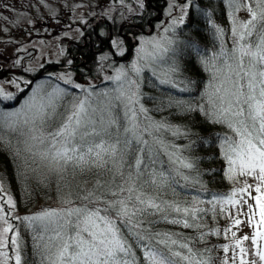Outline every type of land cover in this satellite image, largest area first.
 I'll return each instance as SVG.
<instances>
[{
  "label": "snow or ice",
  "instance_id": "1",
  "mask_svg": "<svg viewBox=\"0 0 264 264\" xmlns=\"http://www.w3.org/2000/svg\"><path fill=\"white\" fill-rule=\"evenodd\" d=\"M228 2L234 10L231 14V49L223 41L224 30L211 21L214 35L220 40L218 52L209 56L194 42L185 44V49L198 57L199 63L211 73L208 89L202 94L206 103L194 105L177 101V105H186L185 111L204 113L213 124L227 126L231 135L226 133L218 139L228 163L229 178L253 177L257 195L252 196L253 185L245 181L227 198L213 197V201L238 206L242 200L235 197L247 194L259 210L258 224L264 225V0ZM190 4L191 0H186L181 9L182 15L172 20L170 29L173 32L185 23ZM242 7L249 13V18L238 23L234 12ZM168 31L165 29V32ZM151 43L152 51L146 54L148 59L160 60L171 53L172 62L165 73L166 78L159 82L177 87L172 77L181 72L179 58L183 50L173 47L176 41L170 38ZM133 71L139 74L142 68L134 64ZM107 79L117 82V87L111 91L88 92L66 116L56 111L57 103L64 94V90L58 87L46 92L41 86L21 109L0 111V140H6L5 129L8 133L18 134L24 138L25 150L33 162L39 161L55 171L63 172L69 166L80 170L106 168L111 163L123 178L122 170L129 150L136 154L134 163L127 165L128 174L124 183L117 185L113 182L100 195L89 192L79 198L81 203L78 205L69 200L68 207L43 210L22 218L36 233L34 239L40 264H212L211 258L205 257L208 250L202 252L197 249L193 240L144 227L146 223H151L145 219L148 215L162 213V218L168 220L165 213L170 212L179 217L171 219L170 223L183 224L185 228H202L197 221L205 209L163 201L151 191L178 183L176 177L187 181L189 177L184 170L195 168V162L184 155L185 149L191 145L184 149L169 145L154 133L162 130H171L173 136L189 133L179 128L173 130L170 125L153 120L148 115L149 110L141 103L140 85L128 79L123 69H117L116 75ZM66 83H71V80ZM191 84L192 81H186L180 91H189ZM75 87L82 86L76 84ZM0 98L12 100L14 94L0 89ZM117 105L124 109L123 120L114 114ZM57 122L58 126L54 127ZM145 134L152 136L151 143L144 139ZM153 143L159 145V150L167 156L170 172L155 167L161 162L155 158L158 153L153 149ZM16 154L19 155V149ZM2 187L0 185V221L6 226L0 230V264H7L8 253L2 250L9 246L15 249V264H21L19 232L7 219L15 208V202L2 192ZM97 187L103 186L98 183ZM105 194L115 199H104ZM247 206L249 223L255 226L254 206ZM241 223L240 219H234L235 225ZM9 232L13 233L11 237ZM205 235L201 232L196 239L203 240ZM232 236L235 237L236 233L232 232ZM249 239L255 247L254 254L264 264V248L258 244V240H264V231L259 228L251 238L246 235L242 240H235L240 264H256L255 260L249 262L244 259L248 250L242 242ZM222 247L225 253L229 251L228 244ZM137 249L142 252V257H137ZM235 259L234 256L233 264ZM223 264H228V261Z\"/></svg>",
  "mask_w": 264,
  "mask_h": 264
},
{
  "label": "trees",
  "instance_id": "2",
  "mask_svg": "<svg viewBox=\"0 0 264 264\" xmlns=\"http://www.w3.org/2000/svg\"><path fill=\"white\" fill-rule=\"evenodd\" d=\"M167 2L164 0H151V4L145 0L144 3L137 2L135 7L138 14L135 18L145 28L147 20L154 17L157 10L163 11ZM233 11L228 0H192L187 9L188 14L185 23L176 27L174 32L169 28L165 37L176 41L173 47L183 50L182 56L179 58L181 72L172 77L178 86L172 87L169 84L159 82L166 78L165 73L171 65V53H169L168 57L160 60L162 62L161 69L153 68L154 74L148 72L143 76V83L140 87L141 103L149 110L148 115L153 120L170 125L173 130L179 128L187 130L189 133L186 136H173L171 130H162L159 133H154V135L166 144L178 145L182 149L191 145L185 149L184 155L195 162L194 169L184 170V174L189 177L187 181L176 177L178 183H170L160 189L153 188L151 190L152 195H158L159 199L163 201L179 203L182 207L196 206L205 209V212L200 213V219L197 221L202 225L200 229L185 228L183 224L170 223L171 219L179 218L170 212L165 213L168 215V220L162 218L164 215L162 213L148 215L145 219L151 223H146L144 227L150 228L154 232L174 233L193 240L197 249L202 252L208 250L205 252V257H210L212 264H223L225 260L228 261V264H233L229 258V251L225 253L222 247L228 244L230 250L231 246L229 243L232 234L230 229L232 218L228 208L229 204L216 203L213 201V197L227 198L234 189L242 187L245 181L249 183L251 178L248 176L238 177L237 180L229 178L227 160L224 158L218 139L226 133L231 135L227 126L213 124L205 118L202 112L185 111L186 105L179 107L177 101L190 102L194 105L206 103V98H203L202 94L208 89L211 73L199 63L198 57L185 49V44L194 42L209 56L213 52H218L220 40L214 35L212 23L209 22L211 21L224 30L223 41L225 46L231 49L233 46L231 39V14ZM122 17H124L122 14L119 15L115 12L111 21L118 25ZM140 32L141 30H137L134 35L136 36ZM114 33H117L116 30ZM128 39L127 42L130 41V38ZM76 50L80 52L83 58H77L76 62L80 64L71 71L82 81L96 78L97 82L90 86V90H102L103 84L107 82L102 81L98 69L100 58L85 47ZM49 70H52V67ZM6 75L14 76V78L18 76L15 72H9ZM186 81H192V84L189 85L190 90L180 91ZM29 87L30 84L24 88L20 87L12 100L2 101L0 105L5 107L17 104ZM60 111V115L63 116L64 110ZM117 111L118 109L114 110V114L123 120L122 115ZM4 134H6V140H0V174L7 183L16 209L22 212L19 216L21 220L11 218V224L19 232L21 264H40L37 242L34 239L36 233L32 227L28 226V222L22 219L25 216H30L28 211L35 209L38 203L41 207L45 204L44 201L51 196L58 199L62 194H66L65 196L74 205H78L81 203L79 198L89 192L100 195L113 182L117 185L124 183L128 174L127 165L134 163L136 154L129 150V154L125 158V168L122 170L123 178L117 174L116 168L111 163L106 168L91 167L80 170L69 166L63 172L46 171L42 167L45 166L44 164L39 161L33 162L25 150L23 137L15 133H8L7 129L4 130ZM144 139L152 142V136L148 134L144 135ZM8 141L11 143L9 144ZM135 147L137 146L134 143L133 148ZM152 147L158 153L155 158L161 162L155 165L157 170L170 172L171 168L168 165L167 156L159 150V145L153 143ZM17 149H19V155L16 154ZM148 162L150 163V161ZM98 183L103 187L98 188ZM104 199L112 200L115 197L105 194ZM201 201L202 203H200ZM209 201L213 202L209 203ZM236 208H240V206ZM201 232L206 234L204 239H196ZM136 254L137 257H142V252L139 249L136 250ZM10 262L15 264L13 260Z\"/></svg>",
  "mask_w": 264,
  "mask_h": 264
},
{
  "label": "rangeland",
  "instance_id": "3",
  "mask_svg": "<svg viewBox=\"0 0 264 264\" xmlns=\"http://www.w3.org/2000/svg\"><path fill=\"white\" fill-rule=\"evenodd\" d=\"M137 2L144 3V0H0V89H3L5 93L15 95L20 87L24 88V85L29 82V78L20 73L16 78L11 75L7 76V73H3L5 70L21 68L33 76L38 72L40 73L42 68L47 67L46 72L49 74V77L35 80L17 104L5 107L0 105V111L12 112L21 109L41 86H43V91L46 92H51L58 87L64 90V94L57 103L56 111L60 114V110H64L62 115L66 116L72 106L83 99L88 92L99 93L115 89L117 82L107 78L115 76L117 69H123L127 73L128 79L137 81L141 87L145 74H148V72L154 74L153 68H162L161 59L150 60L147 58L146 54L152 51L151 42L166 37L167 32H165V29L170 28L173 19H178L182 15L181 9L186 2L169 0L164 10L154 15L155 19L145 26L144 31L131 38L129 42H127L129 39L114 40L117 43L111 41V46L114 48L118 59L115 60V63L112 62V55L109 52L100 56L101 61H99L98 69L102 81L107 82L103 84L102 90H90V86L97 82L96 78L82 81L71 69L57 68L59 64L72 62L71 55L68 54V47L79 40L83 42L86 40L85 30L93 22H98L96 17L104 16L105 19L111 20L112 15L116 12L124 16L120 20L121 22L135 11ZM234 15L238 23L246 21L249 17V13L243 7L234 12ZM231 39L233 40L232 35ZM130 45L131 48H129ZM28 56H31V58L27 59ZM22 60H24V63H22ZM134 64H138L142 68L139 74L133 71ZM51 67L52 70H49ZM67 80H71V83H66ZM66 84L75 89H70L71 87H67ZM76 84L82 87L77 88L75 87ZM94 99L99 100L103 97H94ZM2 101L10 100L0 98V102ZM117 109V113L119 112L123 118V107L117 105L114 110ZM56 126H58V122L54 125V127ZM42 167L46 171H52L47 165ZM250 178L248 184L253 185L251 194L256 196L257 193L254 188L256 181L253 177ZM0 185L3 186L2 192L6 196L12 197L1 174ZM65 195L62 194L58 199L51 196V198L44 201L45 204L43 205L45 206L41 205L39 207L38 203L35 209L28 211V214L32 216L43 210L68 207L67 201L70 199ZM235 199H241L242 203L238 206L228 205L232 218L230 229L236 233L235 237L232 234L230 236L229 258L233 263V257L235 256V264H240L239 248L235 245V240H242L246 235L251 238L257 228L264 231V225L258 224L259 210L255 208L254 200L249 198L247 194L242 197L238 195ZM243 201H247V203H243ZM41 203L43 202L41 201ZM248 204H253L256 212L255 226L253 223H249ZM239 206L240 208H236ZM21 214L22 212L15 207L11 215L7 217L9 223L12 222L11 218L15 219ZM237 218L242 221L238 226L234 224V219ZM5 226L4 222L0 221V230ZM11 235L13 233L9 232L8 236L11 237ZM258 244L264 248V240H258ZM242 246L248 250V254L244 257L245 260L249 262L255 260L256 264H262L259 257L254 254L255 247L251 239L243 241ZM2 251L8 253L7 264H11L10 260L15 262V249L13 247L9 246Z\"/></svg>",
  "mask_w": 264,
  "mask_h": 264
},
{
  "label": "flooded vegetation",
  "instance_id": "4",
  "mask_svg": "<svg viewBox=\"0 0 264 264\" xmlns=\"http://www.w3.org/2000/svg\"><path fill=\"white\" fill-rule=\"evenodd\" d=\"M145 1L148 4H151V0H145ZM164 1L167 2V0ZM177 1H181L182 3L186 2V0H177ZM136 14L138 13L135 7V11L132 14L128 15V17L125 20L121 21L118 25L116 24V22L114 23L109 19L108 20L105 19L104 16L96 17V21L98 22L96 23L93 22L92 25L85 30L86 40H84V42L79 40L77 41V43H74L68 47V54L71 55L72 62L67 64H62V66L60 67L69 68V69H73L77 67L80 64L79 62H76L77 58H83V57L80 54V52L77 51L76 49L78 48L80 49L83 47L87 48L90 52H92V54L97 55V57H100L103 53L109 52L112 55V58L117 60L118 58L116 57L114 48L111 46V41L121 40V39L124 40L128 38H130L131 40V38L135 36L134 32H136L137 30L142 31L143 24L139 23L138 19L135 18ZM151 19L152 18H149L146 24H148L151 21ZM114 30H116L117 32L116 34L114 33ZM46 69L47 67L42 68L40 70L39 75L49 77V74L48 72H46L47 71ZM9 72H15L16 74L20 73L21 75L27 78L32 77L30 74H28L22 69L5 70L3 73H9Z\"/></svg>",
  "mask_w": 264,
  "mask_h": 264
},
{
  "label": "water",
  "instance_id": "5",
  "mask_svg": "<svg viewBox=\"0 0 264 264\" xmlns=\"http://www.w3.org/2000/svg\"><path fill=\"white\" fill-rule=\"evenodd\" d=\"M31 57H28V59H30Z\"/></svg>",
  "mask_w": 264,
  "mask_h": 264
}]
</instances>
